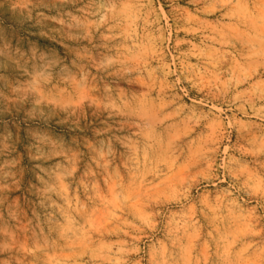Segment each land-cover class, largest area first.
<instances>
[{
    "label": "rangeland",
    "instance_id": "obj_1",
    "mask_svg": "<svg viewBox=\"0 0 264 264\" xmlns=\"http://www.w3.org/2000/svg\"><path fill=\"white\" fill-rule=\"evenodd\" d=\"M0 264H264V0H0Z\"/></svg>",
    "mask_w": 264,
    "mask_h": 264
}]
</instances>
